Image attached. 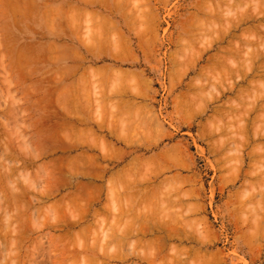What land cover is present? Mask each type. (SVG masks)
I'll list each match as a JSON object with an SVG mask.
<instances>
[{"label":"rangeland","instance_id":"374dc122","mask_svg":"<svg viewBox=\"0 0 264 264\" xmlns=\"http://www.w3.org/2000/svg\"><path fill=\"white\" fill-rule=\"evenodd\" d=\"M257 1L0 0V264H264Z\"/></svg>","mask_w":264,"mask_h":264},{"label":"bare ground","instance_id":"6f19581e","mask_svg":"<svg viewBox=\"0 0 264 264\" xmlns=\"http://www.w3.org/2000/svg\"><path fill=\"white\" fill-rule=\"evenodd\" d=\"M258 2L260 3L261 6L263 5V6H262L263 9L259 10L261 13H259V12H255V13H256L255 16H257V17L254 16V17H253L254 19L252 18V22L256 24V25H255L256 28H259V29L261 30V28L264 29V0L257 1V3H258ZM231 5H232V4H231ZM242 5H243V4H242ZM256 5H257V4H256ZM261 6H259V9H260ZM235 7H236V6H235ZM256 7H258V6H256ZM231 8H232V7H231ZM250 8H251V7H250ZM254 9H255V8H254ZM257 10H258V9H257ZM246 11H247V10H246ZM210 14H211V13H210ZM243 14H244V13H243ZM248 14H249V13H248ZM253 14H254V13H253ZM253 14H252V15H253ZM240 15H241V14H240ZM217 17H218V16H217ZM251 17H252V16H251ZM241 18H244V19H245L246 17L243 16V17H241ZM241 18H240V19H241ZM244 19H243L242 21H244ZM246 19H248V17H247ZM246 19H245V23H246ZM249 19L251 20V18H249ZM232 20H233V19H232ZM237 20L240 21L238 17H237ZM250 20H249V21H250ZM238 21H237V23H239ZM240 22H241V21H240ZM242 23H243V22H242ZM250 23H251V22H250ZM250 23H248V24H250ZM240 24H241V23H240ZM240 24H239V25H240ZM251 24H252V23H251ZM235 25H236V23H235ZM239 25H238V26H239ZM252 25H253V24H252ZM238 26H237V27H238ZM258 26H260L261 28L258 27ZM252 27H253V26H252ZM256 28H255V29H256ZM248 29H249V28H248ZM260 30H259V32L256 30L255 33H257V32L260 33ZM250 32H251V31H250ZM263 32H264V30H263ZM242 33H243V32H242ZM258 33H257V34H258ZM261 33H262V30H261ZM253 34H254V33H253ZM257 34H256V35H257ZM262 34H263V33H262ZM262 34H261V35H262ZM224 35H225V34H224ZM241 35H242V34H241ZM256 35H255V37H256ZM259 36H260V35H259ZM235 37H236V36H235ZM263 37H264V36H263ZM232 39H233V38H232ZM218 40H219V39H218ZM237 40H238V39H237ZM246 40H247V39H246ZM230 41H231V40H230ZM239 42H240V41H239ZM249 42H250V41H249ZM249 42H248V43H249ZM259 42H260V40H259ZM242 43H243V42H242ZM248 43L246 42V44H248ZM253 43H254V41H253ZM256 43H258V42H256ZM260 43H262V42H260ZM239 44H240V43H239ZM229 45H230V44H229ZM248 45H250V43H249ZM254 45H255V44H254ZM256 45H257V44H256ZM256 45H255V46H256ZM260 45H261V44H260ZM260 45H258V46H260ZM244 46H245V43H244ZM245 47H247V46H245ZM224 48H225V47H224ZM238 48H240V47H238ZM242 48H243V47H242ZM257 48H258V47H257ZM222 49H223V48H222ZM233 50H234V49H233ZM255 50H257V49H255ZM262 50H263V49H262ZM225 51H227V50L225 49ZM236 51H237V50H236ZM239 51H240V50L238 49L237 52H239ZM242 51L245 52L244 49H243ZM232 52H233V51H232ZM243 52H241V53H243ZM253 52H254V51H253ZM260 52H261V51H260ZM260 52H259V53H260ZM251 53H252V52H250V54H251ZM125 54H126V53H125ZM223 54H224V53H223ZM225 54L227 55V52H226ZM225 54H224V55H225ZM236 54H237V53H236ZM252 54H253V53H252ZM261 54H262V53H261ZM263 54H264V53H263ZM120 55H121V54H120ZM226 55H225L224 57H226ZM240 55H241V54H240ZM253 55H254V54H253ZM218 56H219V55H218ZM235 56H236V55H235ZM261 56H262V55H261ZM216 57H217V56H216ZM228 57H229V56H228ZM254 57H255V55H254ZM251 58H252V57H251ZM258 58H259V57H257V55H256V59H257L258 61H260L261 58H259L260 60H259ZM220 59H221V58H220ZM254 59H255V58H254ZM254 59H253V60H254ZM222 60H225V61H226V59H222ZM222 60H221V61H222ZM227 60H228V58H227ZM251 60H252V59H251ZM262 60H263V58H262ZM262 60H261V62H262ZM213 61H214V60H213ZM219 62H220V61H219ZM261 62H258V63L261 64ZM246 63H247V62H246ZM258 63H257V64H258ZM218 64H219V63H218ZM253 64H254V63H253ZM262 65H264V64H262ZM262 65H261V66H258V67H259V68H260V67H263ZM221 66H222V65H221ZM225 66H226V65H225ZM251 68H252V67H251ZM251 68H250V69H251ZM98 69H99V68H98ZM229 69H230V68H229ZM254 69H255V68H254ZM262 69H263V68H262ZM56 124H57V123H56ZM63 124H64V122H63ZM69 124H70V123H69ZM155 125H156V124H155ZM64 126H65V125H64ZM69 126H70V125H69ZM58 127H59V126H58ZM55 128H57V127H55ZM65 128H66V127H65ZM71 128H72V126H71ZM59 129H60V128H59ZM66 129H67V128H66ZM52 130H53V129H52ZM54 130H55V129H54ZM67 130H68V129H67ZM57 131H58V130H57ZM63 132H64V131H63ZM58 133H59V132H58ZM81 133H82V132H81ZM55 134H56V133H55ZM54 136H55V135H54ZM54 136H53V137H54ZM46 140H47V139H46ZM52 141H53V140H52ZM103 147H104V146H103ZM104 148H105V147H104ZM60 149H61V147H60ZM175 149H176V148H175ZM72 150H74V148H73ZM80 154H81V153H80ZM115 154H116V153H115ZM69 157H70V156H69ZM72 158H73V157H72ZM87 158H88V157H87ZM61 159H62V158H61ZM85 159H86V158H84V160H83V158H82V159H79V160H80V161H82V160L85 161ZM93 159H94V158H93ZM95 159H96V158H95ZM69 160H70V159H69ZM74 160H75V159H74ZM74 160H73V161H74ZM77 160H78V158H77ZM70 161H71V160H70ZM94 161H95V160H94ZM52 164H53V163H52ZM57 164H58V163H57ZM85 164H86V163H85ZM89 164H90V163H89ZM47 165H48V164H47ZM68 165H69V163H68ZM71 165H72V164H71ZM83 166H84V165H83ZM97 166H98V165H97ZM57 167H58V166H57ZM57 167H56V168H57ZM71 167L73 168V165H72ZM74 167H75V166H74ZM99 167H100V166H99ZM69 169H71V168L69 167ZM73 169H74V168H73ZM73 169H72V170H73ZM127 169H128V168H127ZM52 170H53V169H52ZM57 170H58V169H57ZM72 170H71V171H72ZM97 170H98V169H97ZM49 171H50V170H49ZM58 171H59V170H58ZM71 171H70V172H71ZM51 172H52V171H51ZM55 172H56V170H55ZM73 172H74V171H73ZM73 172H72V173H73ZM132 172H133V171H132ZM56 174H58V173H56ZM119 174H120V173H119ZM46 175H47V174H46ZM3 177H4V176H3ZM3 177H2V178H3ZM120 179H121V178H120ZM54 182H55V181H54ZM56 183H57V182H56ZM128 183H129V181H128ZM50 184H51V183H50ZM62 186H63V185H62ZM128 187H129V185H128ZM75 188H76V187H75ZM47 189H48V188H47ZM12 190H13V189H12ZM127 190H128V189H127ZM129 190H130V188H129ZM133 190H134V189H133ZM135 190H136V189H135ZM142 190H143V189H142ZM74 191H75V190H74ZM145 193H146V192H145ZM70 195H72V194H70ZM94 195H95V193H94ZM94 195H93V196H94ZM130 195H131V194H130ZM142 195H144V194H142ZM164 196H165V195H164ZM73 197H74V196H73ZM94 197H95V196H94ZM142 197H143V196H142ZM135 198H136V197H135ZM149 198H150V197H149ZM62 199H63V198H62ZM73 199H74V198H73ZM153 200H154V199H153ZM73 201H74V200H73ZM68 202H69V201H68ZM75 202H76V201H75ZM75 202H74V203H75ZM77 202H78V201H77ZM149 202H150V201H149ZM54 203H55V202H54ZM57 203H58V202H57ZM66 203H67V202H66ZM71 203H72V202H71ZM15 204H16V203H15ZM59 204H61V203H59ZM59 204H58V206H59ZM64 204H65V203H64ZM64 204H63V205H64ZM69 204H70V203H69ZM71 205H72V204H71ZM78 205H79V204H78ZM176 205H177V204H176ZM73 206H75V205H73ZM76 206H77V205H76ZM62 207H63V206H62ZM65 207H66V206H65ZM77 207H78V206H77ZM15 208H16V207H15ZM63 208H64V207H63ZM75 208H76V207H75ZM55 209H56V208H55ZM70 209H71V207H70ZM60 210H61V209H60ZM67 210H69V209H67ZM116 210H117V209H116ZM57 212H58V211H57ZM71 212H72V211H71ZM154 212H155V211H154ZM20 213H21V212H20ZM81 213H82V212H81ZM58 214H59V213H58ZM118 214H119V213H118ZM64 215H65V214H64ZM70 215H71V214H70ZM86 215H87V214H86ZM93 215H94V214H93ZM93 215H92V216H93ZM62 216H63V215H62ZM83 216H84V215H83ZM140 216H141V215H140ZM57 217H58V215H57ZM81 217H82V216H81ZM145 217H146V216H145ZM149 217H150V216H149ZM68 218H69V217H68ZM146 218H148V217H146ZM83 219H85V217H84ZM116 219H117V218H116ZM170 219H171V218H170ZM81 220H82V218H81ZM141 220H142V219H141ZM144 220H145V219H144ZM144 220H143L142 222H144ZM147 220H148V219H147ZM151 220H152V217H151ZM168 220H169V219H168ZM62 221H63V220H62ZM137 221H138V220H137ZM116 222H117V220H116ZM145 222H146V221H145ZM152 222H153V221H152ZM166 222H167V221H166ZM176 222H177V221H176ZM56 223H57V222H56ZM56 223H55V224H56ZM55 224H54V225H55ZM57 224H58V223H57ZM116 224H117V223H116ZM121 224H122V223H121ZM132 224H133V223H132ZM150 224H151V223H150ZM157 224H158V223H157ZM144 225H145V224H144ZM153 225H154V224H153ZM161 225H162V224H161ZM161 225H160V226H161ZM164 225H165V224H164ZM127 226H128V225H127ZM149 226H150V225H149ZM151 226H152V225H151ZM154 226H155V228H156V225H154ZM169 226H170V225H169ZM173 226H174V225H173ZM93 227H94V226H93ZM114 227H115V226H114ZM139 227H140V226H139ZM163 227H164V226H163ZM72 228H73V227H72ZM140 228H142V227H140ZM166 228H167V227H166ZM153 229H154V228H153ZM21 230H22V229H21ZM137 230H138V229H137ZM140 230H141V229H140ZM142 230H143V229H142ZM68 231H69V230H68ZM68 231H67V232H68ZM79 231H80V230H79ZM79 231H78V232H79ZM89 231H90V230H88V233H89ZM108 231H109V230H108ZM143 231H144V230H143ZM67 232H66V233H67ZM135 232H136V231H135ZM144 232H145V231H144ZM150 232H151V231H150ZM9 233H10V232H9ZM140 233H141V232H140ZM169 233H170V232H169ZM169 233H167V234H169ZM171 233H172V232H171ZM73 234H74V233H73ZM128 234H129V233H128ZM131 234H132V233H131ZM142 234H143V232H142ZM76 235H77V234H76ZM84 235H85V234H84ZM89 235H90V234H89ZM134 235H135V233H134ZM136 235H137V234H136ZM85 236H86V235H85ZM91 236H92V235H91ZM124 236H125V235H124ZM80 237H81V236H80ZM100 237H101V236H100ZM120 237H121V236H120ZM168 237H169V236H168ZM70 238H71V237H70ZM77 238H78V237H77ZM158 238H159V237H158ZM161 238H162V237H161ZM75 240H76V239H75ZM89 240H90V239H89ZM154 240H155V239H154ZM61 241H62V240H61ZM63 242H65V241L63 240ZM63 242H62V243H63ZM75 242H76V241H75ZM84 242H85V241H84ZM66 243H67V242H66ZM71 243H73V242L71 241ZM81 243H82V242H81ZM96 243H97V242H96ZM146 243H147V242H146ZM82 244H83V243H82ZM84 244H85V243H84ZM84 244H83V246H84ZM148 244H149V243H148ZM65 245L67 246V244H65ZM68 245H69V243H68ZM80 245H81V244H80ZM73 246H74V245H73ZM83 246H82V248H83ZM88 246H89V245H88ZM156 246H157V247H160V246H158V245H156ZM71 247H72V246H71ZM74 247H76V246H74ZM149 247H150V245H149ZM68 248H69V247H68ZM68 248H67V250H68ZM82 248H81V249H82ZM162 248L164 249V247H162ZM162 248L160 249L161 251H162ZM169 248H170V247H169ZM65 249H66V248H65ZM65 249H64V250H65ZM89 249H90V248H89ZM155 249H156V248H155ZM157 249H158V248H157ZM175 249H176V248H175ZM55 250H56V249H55ZM69 250H70V249H69ZM84 250H85V249H83L82 251H84ZM92 250H93V249H92ZM49 251H51V250H49ZM59 251H60V250H59ZM59 251H58V252H59ZM62 251H63V247H62ZM76 251H77V250H76ZM94 251H95V250H94ZM155 251H156V250H155ZM155 251H154V252H155ZM161 251H160V252H161ZM52 252H53V251H52ZM68 252H69V251H68ZM72 252H73V251H72ZM72 252L70 251V253H72ZM74 252H75V251H74ZM78 252H79V250H78ZM88 252H89V251H88ZM180 252H181V251H180ZM55 253H56V251H55ZM60 253H61V252H60ZM184 253H185V252H184ZM184 253H183V254H184ZM53 254H54V253H53ZM57 254H58V253H57ZM77 254H78V253H77ZM176 254H177V253H176ZM176 254H175V255H176ZM186 254H187V253H186ZM55 255H56V254H55ZM66 255H67V254H66ZM70 255H71V254H70ZM104 255H105V254H104ZM68 256H69V255H68ZM71 256H72V255H71ZM74 256H76V255H74ZM78 256H79V255H78ZM78 256H77V257H78ZM101 256H102V255H101ZM168 256H169V255H168ZM194 256H195V255H194ZM217 256H218V255H217ZM62 257H63V256H62ZM113 257H114V256H113ZM139 257H140V256H139ZM152 257H154V255H152V256L150 257V261H151V258H152ZM195 257H196V256H195ZM218 257H219V256H218ZM63 258H67V257H63ZM84 258H85V257H84ZM91 258H92V257H91ZM105 258H106V257H105ZM122 258H123V257H122ZM126 258H127V257H126ZM201 258H202V257H201ZM212 258H213V257H212ZM59 259H60V258H59ZM61 259H62V258H61ZM78 259H79V257H78ZM89 259H90V258H89ZM135 259H136V257H135ZM144 259H146V257H144ZM173 259H174V258H173ZM202 259H204V258H202ZM205 259H206V257H205ZM213 259H214V258H213ZM56 260H58V259H56ZM56 260H55V261H56ZM70 260H71V259H70ZM111 260H114V259H113L112 257H110V259L108 258V263H109ZM126 260H127V259H126ZM146 260H147V259H146ZM176 260H177V259H176ZM180 260L182 261L181 258H179V260H177V261H179V263H180ZM215 260H216V259H215ZM115 261H116V260H115ZM136 261H137V262H143V261H141V260H136ZM136 261H135V262H136ZM147 261H148V260H147ZM147 261H145V262H147ZM150 261H149V262H150ZM166 261H168V262H167L168 264H178L177 261H176V263H174V262H172V261L170 262L169 259H167ZM217 261H218V260H217ZM59 262H60V260H59ZM62 262H63V261H62ZM79 262H80V261H79ZM96 262H97V261H96ZM149 262H147V264H148ZM183 262H184V261H183ZM183 262H182V263H183ZM196 262H197V261H196ZM201 262H202V261H201ZM94 263H95V261H94ZM150 263H151V262H150ZM150 263H149V264H150ZM182 263H181V264H182ZM184 263H185V262H184ZM187 263H189V262H187ZM212 263H213V262H212ZM74 264H75V262H74ZM89 264H90V263H89ZM102 264H103V263H102ZM132 264H136V263H133V262H132ZM137 264H138V263H137ZM140 264H141V263H140ZM151 264H153V262H152ZM165 264H166V263H165ZM207 264H208V262H207Z\"/></svg>","mask_w":264,"mask_h":264}]
</instances>
